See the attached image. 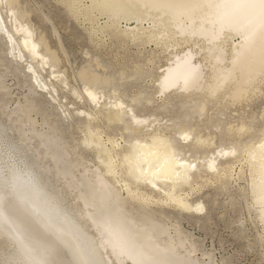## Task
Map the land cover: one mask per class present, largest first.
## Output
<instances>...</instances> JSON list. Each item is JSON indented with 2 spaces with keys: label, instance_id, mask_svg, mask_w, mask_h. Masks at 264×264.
Here are the masks:
<instances>
[{
  "label": "bare ground",
  "instance_id": "1",
  "mask_svg": "<svg viewBox=\"0 0 264 264\" xmlns=\"http://www.w3.org/2000/svg\"><path fill=\"white\" fill-rule=\"evenodd\" d=\"M60 1L75 20L87 21L94 48L103 47L105 37L137 47L152 43L166 53L165 62L155 66L152 52L141 73L150 78L152 89L145 95L136 91L129 99L117 89L116 80L127 77L123 72L116 78L91 56L77 68L80 88L70 86L69 91L96 109L72 108L84 118L82 143L97 159L93 168L82 157L71 158L57 128L45 119L46 129L32 127L29 113L38 109L33 99L6 110L9 124L22 141L36 142L35 157H40L30 161L26 154L18 161L16 154L25 150L1 135L11 127L0 123V236L10 240L9 248L13 246L0 256L1 264H217L209 252H202L207 261L198 258L189 235L176 222L157 217L154 208L200 215L203 202L188 196L210 182L224 186L229 180H244L250 196L245 199L247 208L255 212L264 234V118L261 134L254 139L253 114L247 122L239 118L222 125L221 117L207 114L214 108L223 115L222 108L264 94V0ZM3 7L10 24L7 27L0 11L7 56L23 62L27 57L25 70L31 72L33 84L46 89L55 102L53 83L42 79L36 68L48 66L49 76L68 89L67 74L58 69L57 51L44 34L35 35L18 0H0V10ZM131 22L134 25H127ZM174 98L182 108L178 120L170 117L151 126L158 120L153 109L166 111ZM142 104L150 106V112L137 113L136 106ZM57 106L69 114L67 104L60 101ZM192 114L203 117L197 119L205 124L202 128L187 121ZM100 118L108 125L120 123L122 130L143 127L148 132L127 141L120 133L121 145L99 128ZM24 123L27 129L22 128ZM208 124L218 129L217 134H200ZM43 158L51 165L43 164ZM39 159L44 167L36 163ZM47 174L62 181L74 203L65 202L64 192L49 182L53 179ZM237 189L244 192L242 186Z\"/></svg>",
  "mask_w": 264,
  "mask_h": 264
},
{
  "label": "rangeland",
  "instance_id": "2",
  "mask_svg": "<svg viewBox=\"0 0 264 264\" xmlns=\"http://www.w3.org/2000/svg\"><path fill=\"white\" fill-rule=\"evenodd\" d=\"M21 8L27 10V15L24 18L25 21L30 22L34 28L35 35L40 33L44 34L45 41L49 44L51 49L57 51L61 61L58 64L59 70H64L66 75L67 87L64 88L62 84L55 81L51 74L49 67L44 66L43 70L36 68L41 74L42 79H46V82H51L54 85L55 92H51L56 101H52L47 96V90H39L33 80H31V72L25 70L26 60H19L12 56H7V44L5 39L0 35V123L7 128L11 127V131L2 132L1 135L7 136L8 140H13L19 146V148L25 150L16 154V158L20 161L22 158L26 160H34L40 156H36L35 152L36 142L34 140L22 141L18 132L14 129V126L9 124L7 118V112H11L18 104H23L26 99H33L34 103L38 106L37 111H31L29 117L32 120V127L36 130L46 129L45 124H42V120L45 119L50 125L57 128L58 134L62 137V142L69 152L71 158L82 157L83 163L90 168H93L97 164V159L90 149L84 146L82 143L84 136V118L76 115L72 108H84L93 110L92 104L87 101H80L74 99L69 91L70 86L79 87L80 81L77 79L75 72L79 66L86 64L89 56L97 58V60L105 66L106 73L113 74L116 78L123 72V76H127L124 81L116 80L119 84L118 90L120 94H124L125 99H129L136 91L142 92L144 95L149 93L152 89L149 77L143 73L146 66V59L150 56H155L154 63L156 65H162L165 62L166 53L160 52V48H157L152 43L144 44L143 46H135L131 43H124L116 38L109 39L105 37L106 41L104 46L100 49H96L89 43V34L86 28L89 24L87 21L75 20L65 5L59 2V0H18ZM1 16L7 23V27L10 26L9 20H7V10L3 7ZM100 18L98 21H103ZM126 22L120 23V26H125ZM84 25V27H83ZM127 25H134V22L127 23ZM18 35H15L16 38ZM61 48L60 49V44ZM40 50H43V46H40ZM63 51V52H62ZM88 53L86 55L85 53ZM158 56V57H156ZM17 62V63H16ZM34 63V62H33ZM94 61L91 64L94 66ZM35 64V63H34ZM140 65V67H136ZM61 66V67H60ZM63 67V68H62ZM66 67V68H65ZM99 71H103V68H97ZM137 70L140 76L134 75V71ZM154 71V69H153ZM67 72V73H66ZM74 75V77H73ZM155 77V74L152 75ZM76 78V79H75ZM77 81V82H76ZM118 81V82H117ZM76 85V86H75ZM105 91L109 90V86L104 88ZM67 104L69 108V114L66 111L62 112L57 106V102ZM71 104L69 106L68 104ZM248 103V106L245 104ZM8 108V109H7ZM5 110V111H4ZM150 106L137 105L135 111L139 114H145L150 112ZM182 108L178 99L172 100L171 106L164 109H153L152 112L156 113V119L151 126H154L157 122H164L167 118L171 117L172 121L178 120L181 114ZM222 114H218V109H212L207 111L208 116L217 115L221 117L223 122L238 120L239 118L244 121L250 120V115L253 114L256 119L253 124L255 130L250 134L251 137L257 139L261 133L259 129L262 128L264 118V94L256 95L252 99L247 101H241V104L235 106H227L222 108ZM63 114V115H62ZM100 116V114H97ZM66 116V118L64 117ZM70 116V117H69ZM197 114H192L187 121L191 123H198L200 127L205 124L200 122ZM24 119L25 117H21ZM191 118V119H190ZM98 126L100 129L109 133L111 136L124 144L120 133L125 136V140H129L131 136H142L148 132L143 131V127H136L134 132L120 129V123L106 124L105 120L100 118ZM214 119V118H212ZM233 124V122H231ZM96 123L93 122V126ZM43 125V126H42ZM200 132L202 136H205L208 132L210 135L217 134L215 128L210 126ZM13 127V128H12ZM26 127V128H25ZM29 127L28 123L22 125L23 129ZM95 127V126H94ZM254 133V134H253ZM26 135L29 133L26 132ZM229 137L224 138L225 143L228 142ZM253 139V140H254ZM215 140V139H214ZM9 143V142H7ZM11 143V142H10ZM31 146V147H30ZM31 148L32 150H30ZM188 149L191 146L187 147ZM185 148V149H187ZM209 149V148H208ZM40 150V149H39ZM38 150V151H39ZM201 151V149H198ZM33 151V152H32ZM71 152V153H70ZM192 153V151H190ZM78 153V154H77ZM23 156V157H22ZM74 156V157H73ZM96 161V162H95ZM40 162V163H38ZM45 162V163H44ZM36 163L41 164V159L36 160ZM52 162L46 161L43 158V164L47 166ZM41 164V166H43ZM90 164V165H89ZM93 164V165H92ZM44 167V166H43ZM81 170V167H78ZM237 168L235 169V171ZM75 173L78 175V171ZM51 182L59 191L64 192L65 202L74 203L73 194H67L66 189H63L62 181H57L54 176L47 174ZM220 182H210L206 186L200 188L198 191L189 194L190 201L199 200L203 202L205 209L202 214L197 215L194 212H184L175 208L167 206L154 208L161 214L156 213L157 217L164 218L165 222H176L179 228L189 235V239L193 241L197 246V252L195 253L198 258L207 261L202 256V252H209L212 256V260L217 264H264V234L262 232L261 223L256 217L255 212L252 209H248L245 199L250 200L248 193L247 183L244 180H238L237 182L227 181L224 186L219 184ZM60 184V185H59ZM118 185V184H117ZM238 186H242L244 192L238 190ZM121 190V189H120ZM244 193V194H242ZM245 196V197H244ZM68 199V200H67ZM163 215V216H162ZM191 237V238H190ZM10 240L0 236V256L3 258V254L11 251L13 246L9 248ZM7 250V252H5ZM0 258V260H1ZM1 264V262H0Z\"/></svg>",
  "mask_w": 264,
  "mask_h": 264
}]
</instances>
